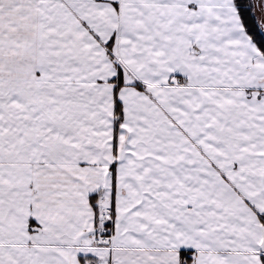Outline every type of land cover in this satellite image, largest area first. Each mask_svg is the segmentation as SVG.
Wrapping results in <instances>:
<instances>
[{
    "label": "snow or ice",
    "instance_id": "6c2138e0",
    "mask_svg": "<svg viewBox=\"0 0 264 264\" xmlns=\"http://www.w3.org/2000/svg\"><path fill=\"white\" fill-rule=\"evenodd\" d=\"M0 264H264V0H0Z\"/></svg>",
    "mask_w": 264,
    "mask_h": 264
}]
</instances>
